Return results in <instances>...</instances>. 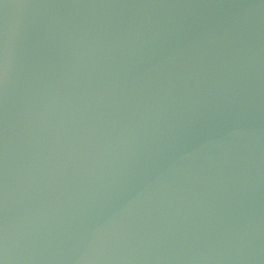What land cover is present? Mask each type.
Wrapping results in <instances>:
<instances>
[{"label": "water", "instance_id": "water-1", "mask_svg": "<svg viewBox=\"0 0 264 264\" xmlns=\"http://www.w3.org/2000/svg\"><path fill=\"white\" fill-rule=\"evenodd\" d=\"M0 264H264V0H0Z\"/></svg>", "mask_w": 264, "mask_h": 264}]
</instances>
